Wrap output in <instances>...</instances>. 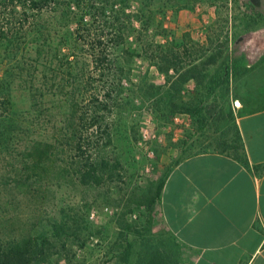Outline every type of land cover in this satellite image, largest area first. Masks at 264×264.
Wrapping results in <instances>:
<instances>
[{
  "label": "rangeland",
  "instance_id": "374dc122",
  "mask_svg": "<svg viewBox=\"0 0 264 264\" xmlns=\"http://www.w3.org/2000/svg\"><path fill=\"white\" fill-rule=\"evenodd\" d=\"M55 1L44 23L49 37L38 34L35 40L43 53L50 52L38 55L37 45L19 52L36 72L43 70V61L50 64L52 89L43 97L45 104L39 99L32 112L29 100H16L17 112H30L26 119L32 139L22 142L19 153L10 158L0 153V234L19 240L46 235L52 242L46 264H142L149 248L165 249L178 262V245L160 225L151 199L157 198L161 183L180 160L220 152V138H235V97L240 91L261 97L264 33L247 30V24L261 18L239 17L238 0H128L125 12L131 20L125 23L136 30L123 46L129 52L109 46L113 70L106 79L92 81L97 75L91 52L69 31L75 27L69 20L76 19L68 17L80 10L77 0ZM79 2L82 6L85 0ZM137 35L142 43L152 41L164 50L181 49L185 42L199 49L183 59L178 71L166 75L149 50L144 52L138 41L130 43ZM70 52L73 56L67 59ZM189 65L195 77L181 82L180 73ZM59 83L64 90L57 88ZM93 94L105 101L102 124L109 128L111 143L101 139L99 148H86L84 156L119 162L116 178L99 186L83 185L72 170L62 169L74 159L69 148L75 144L63 129L70 114L78 115L72 99L87 112ZM195 108L200 118L190 114ZM97 135L90 127L84 141H96ZM34 160L43 162L47 171L27 170Z\"/></svg>",
  "mask_w": 264,
  "mask_h": 264
},
{
  "label": "trees",
  "instance_id": "16d2710c",
  "mask_svg": "<svg viewBox=\"0 0 264 264\" xmlns=\"http://www.w3.org/2000/svg\"><path fill=\"white\" fill-rule=\"evenodd\" d=\"M54 3L57 4L58 2L55 0H0V67H2L0 72V153H4L6 158L19 153L18 151L23 145L22 142L30 143L32 132L30 124H27L26 115L32 112L39 99L40 102L43 101L41 104H45L43 97L50 91L49 89H52L51 84H48L50 80L47 74V69L51 68L50 64L43 61L41 63L43 70L37 69L36 72L35 66L32 67V63L21 59L19 52L22 49L33 50L34 46L37 45L35 40L38 34L43 39L49 37V29L44 23L49 21V6ZM127 4L128 0H85V3L80 6V2L77 0L76 5L80 9L78 14L75 13L72 17L71 15L68 17L69 19H76L69 20V26L75 24V27L69 30L70 34L74 35L76 33L78 35L76 41L78 42L80 39L79 42H85L91 52L92 63L95 66L94 71H96L95 75H97L90 78L92 81L97 77L106 79L113 70L111 66L113 64L112 58L107 56L109 46H120L125 52H129L128 48L123 46L136 33V30L132 29L130 22L129 25L125 23L127 20H131L125 12ZM72 6L73 4L70 2L68 9H71ZM54 9H57L56 6H54ZM30 18L31 22H29ZM97 29H99V32L96 31ZM142 29H144L143 24L141 31ZM134 38V42L130 43L137 44L138 41L143 46L144 52L147 53L149 50L150 57L156 61L157 69L166 75L170 70L178 71L179 67H182L183 59L191 57L199 49L195 45H189L185 42L182 44L181 49L164 50L152 41L145 42L146 44L142 43L141 35L134 36ZM37 48L38 55L45 56L50 52L46 50L47 52L43 53L45 49H42V45L39 44ZM72 49L73 47H68V51ZM215 55L217 56V53ZM215 55H212L213 59H215ZM72 56L73 54L70 52L66 55V58ZM68 63L70 70L68 73L72 74L73 66H70V62ZM194 72V66H190L181 72V82L194 78ZM59 84L60 86H57V88L64 90L66 86ZM17 90L20 91V96L15 94ZM110 91L108 90L106 95L109 96ZM20 97L29 100L28 109L30 112L26 111L24 114L17 112L16 100ZM99 97L97 94L90 96L91 99L88 100L90 107H88L87 112L80 108V104L78 106V101H75L73 97L71 104L73 103L72 105L76 106L77 109L80 108V111L75 110L78 115L70 114L68 124L66 119V124L63 127L65 135L75 145H71L72 147L69 148L70 151L74 152L72 156L74 159L63 166L62 169L64 171H67L66 169L72 170L74 178L83 185L99 186L107 179H115L119 165L118 160L111 161L97 154H94V156L86 154L84 156L86 150L99 148L98 142L101 139H106L105 143H111L109 128L106 127V124L105 127L102 124L105 117L102 109H106V104ZM190 114L199 117L201 112L200 109L195 108ZM22 115L23 117H21ZM90 127H95L98 133L97 139L93 141L90 138L85 142L83 135ZM234 137L231 139L220 138V141L217 142L222 148L220 152L229 153L236 159L248 164L237 125ZM41 153L38 154L39 158L43 156ZM28 169L46 172L48 167L43 162L39 163L34 160ZM162 184L163 182L160 189ZM159 193L160 190L157 198L151 199L152 206L157 203ZM51 245L52 242L49 237L43 234L28 236L22 240L0 234V264H46L47 249ZM142 264H177V261L173 254L168 253L165 249L149 248Z\"/></svg>",
  "mask_w": 264,
  "mask_h": 264
},
{
  "label": "crops",
  "instance_id": "0c3cea01",
  "mask_svg": "<svg viewBox=\"0 0 264 264\" xmlns=\"http://www.w3.org/2000/svg\"><path fill=\"white\" fill-rule=\"evenodd\" d=\"M237 4L239 17L261 18L247 30L264 33V0ZM255 96L242 90L235 97L248 164L229 153L199 152L163 181L157 215L178 245L177 264H264V90Z\"/></svg>",
  "mask_w": 264,
  "mask_h": 264
}]
</instances>
